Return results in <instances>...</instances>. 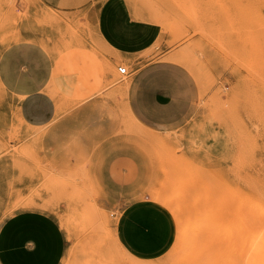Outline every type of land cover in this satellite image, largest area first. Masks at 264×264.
Wrapping results in <instances>:
<instances>
[{
    "label": "rangeland",
    "instance_id": "374dc122",
    "mask_svg": "<svg viewBox=\"0 0 264 264\" xmlns=\"http://www.w3.org/2000/svg\"><path fill=\"white\" fill-rule=\"evenodd\" d=\"M105 6L153 33L133 61L103 39ZM43 33L56 66L47 88L56 113L29 130L0 87V223L21 208L49 212L66 239L61 264H264V0H72L59 8L0 0V53L13 37L43 44ZM153 69L185 87L184 121L131 105L138 75ZM194 113L208 120L197 127L224 133L223 151L206 165L185 154L198 142L186 137ZM113 144L146 160L143 186L130 196L109 194L96 178V158ZM134 200L166 216L169 234L154 254L133 252L118 233Z\"/></svg>",
    "mask_w": 264,
    "mask_h": 264
},
{
    "label": "crops",
    "instance_id": "0c3cea01",
    "mask_svg": "<svg viewBox=\"0 0 264 264\" xmlns=\"http://www.w3.org/2000/svg\"><path fill=\"white\" fill-rule=\"evenodd\" d=\"M43 1L59 8L72 0ZM113 11L108 6L102 8L99 30L115 53L133 61L152 43L154 35L141 20H130L126 16L117 19ZM24 36L12 41L0 53V84L15 102L23 126L34 130L46 126L55 116L56 102L47 88L56 73V66L46 49L49 46L44 33L43 44ZM159 74L153 69L138 75V86L134 88L136 98L130 99L134 101L131 105L170 109L171 114L165 116L171 118V122L184 121L186 105L182 92L185 87L180 83H169ZM139 93H144L145 98L137 97ZM2 119L0 116V127H3ZM187 122L186 137L198 142L187 146L185 154L193 162L206 165L211 156L223 151L224 133L216 126L197 127V123L208 122L201 113H194ZM146 169L142 154L124 144L103 148L94 163L97 181L112 195L130 196L138 192L143 186ZM128 207L118 230L122 243L140 255L158 252L169 234L166 216L159 208L140 200ZM65 250L66 239L60 224L43 209L21 208L0 223V264H61Z\"/></svg>",
    "mask_w": 264,
    "mask_h": 264
},
{
    "label": "bare ground",
    "instance_id": "6f19581e",
    "mask_svg": "<svg viewBox=\"0 0 264 264\" xmlns=\"http://www.w3.org/2000/svg\"><path fill=\"white\" fill-rule=\"evenodd\" d=\"M18 35V34H17ZM18 37V36H17ZM24 37H26V38H30V39H35V36H29V35H25ZM15 39H18V38H11V42L12 41H14ZM10 42V43H11ZM6 46V45H5ZM0 87L3 89V87H2V85L0 84ZM4 90V89H3ZM22 101V100H21ZM15 105V104H14ZM137 204V203H136ZM135 205V204H134ZM134 205H132V206H134ZM132 206H130V207H132ZM130 207H127L123 212H122V214L120 215V218H119V220H118V230H120V223H121V220H122V217H123V215H124V213L128 210V209H130ZM242 208V207H241ZM259 208V207H258ZM221 213V215H222V213H223V215H224V211L222 212H220ZM210 214V213H209ZM229 216V215H228ZM228 216H227V218H228ZM264 216V215H263ZM229 220V219H228ZM244 220V219H243ZM245 220H247V219H245ZM253 221H255V219L253 220ZM247 223V222H246ZM256 224H257V227H258V223L256 222ZM248 225V224H247ZM255 225V224H254ZM207 226H210L209 224L207 225ZM249 226V225H248ZM255 227H256V225H255ZM241 228V227H240ZM224 230V229H223ZM201 231V230H200ZM210 231V230H209ZM226 231V230H225ZM233 232V231H232ZM246 232V231H245ZM250 233H252V232H250ZM204 234V233H203ZM230 234H232V233H230ZM246 235V234H245ZM230 236V235H229ZM224 237H225V235H224ZM256 237H258V236H256ZM259 239H260V237H258ZM215 239V238H214ZM257 239V238H256ZM256 239H255V242H256ZM240 240V239H239ZM261 240V239H260ZM212 241V240H211ZM243 241V240H242ZM241 243V242H240ZM257 247V246H256ZM255 247V245H254V249L256 248ZM213 248V247H212ZM258 249V248H257ZM250 250V249H249ZM262 250V249H261ZM254 252V251H253ZM262 252V251H261ZM254 253H256V251L254 252ZM259 253V252H258ZM214 254V253H213ZM253 254V253H252ZM189 255V254H188ZM215 255V254H214ZM214 257V256H213ZM183 259V257H180V259ZM184 258H186L187 259V257H184ZM190 259V258H189ZM216 259V258H215ZM258 259V258H257ZM255 260V259H254ZM223 261H225V260H223ZM250 261V260H249ZM133 263V262H132ZM225 263H226V261H225ZM140 264V263H139ZM253 264V263H252Z\"/></svg>",
    "mask_w": 264,
    "mask_h": 264
},
{
    "label": "built area",
    "instance_id": "2783aa9c",
    "mask_svg": "<svg viewBox=\"0 0 264 264\" xmlns=\"http://www.w3.org/2000/svg\"><path fill=\"white\" fill-rule=\"evenodd\" d=\"M119 74H125L126 73V67L125 66H118L117 68Z\"/></svg>",
    "mask_w": 264,
    "mask_h": 264
}]
</instances>
